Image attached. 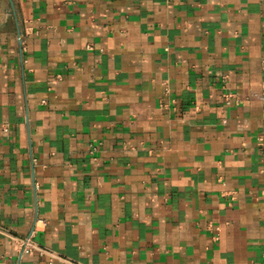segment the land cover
<instances>
[{
  "label": "crops",
  "instance_id": "crops-1",
  "mask_svg": "<svg viewBox=\"0 0 264 264\" xmlns=\"http://www.w3.org/2000/svg\"><path fill=\"white\" fill-rule=\"evenodd\" d=\"M263 99L264 0H0V264H264Z\"/></svg>",
  "mask_w": 264,
  "mask_h": 264
},
{
  "label": "built area",
  "instance_id": "built-area-1",
  "mask_svg": "<svg viewBox=\"0 0 264 264\" xmlns=\"http://www.w3.org/2000/svg\"><path fill=\"white\" fill-rule=\"evenodd\" d=\"M234 98L233 95H231L230 93H225L223 94V102L225 105H230L232 99ZM264 103V99L262 100ZM264 112V109H263ZM262 147L263 146V137L259 138L258 141V147ZM95 149L92 150V152ZM16 244H17V253L18 256H24V255H30L32 253H36L39 256L43 257L45 259V261H47V264H58V263H62V264H79L76 263L74 261L68 260V259H63L57 255H55L54 253L50 252L49 250L47 251L46 249L40 247L37 243H35L32 239V235H29V237L27 238H22V239H17L16 240Z\"/></svg>",
  "mask_w": 264,
  "mask_h": 264
}]
</instances>
